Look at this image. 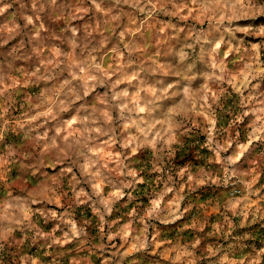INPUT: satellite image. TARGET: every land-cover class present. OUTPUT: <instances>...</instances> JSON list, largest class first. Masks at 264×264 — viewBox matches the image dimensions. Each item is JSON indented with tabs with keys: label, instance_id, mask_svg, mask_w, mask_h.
Masks as SVG:
<instances>
[{
	"label": "rangeland",
	"instance_id": "374dc122",
	"mask_svg": "<svg viewBox=\"0 0 264 264\" xmlns=\"http://www.w3.org/2000/svg\"><path fill=\"white\" fill-rule=\"evenodd\" d=\"M0 264H264V0H0Z\"/></svg>",
	"mask_w": 264,
	"mask_h": 264
}]
</instances>
